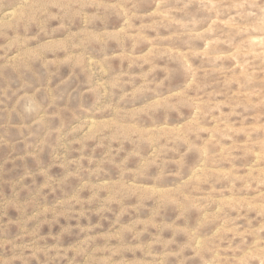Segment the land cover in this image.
<instances>
[{"label": "clouds", "instance_id": "clouds-1", "mask_svg": "<svg viewBox=\"0 0 264 264\" xmlns=\"http://www.w3.org/2000/svg\"><path fill=\"white\" fill-rule=\"evenodd\" d=\"M0 264H264V0H0Z\"/></svg>", "mask_w": 264, "mask_h": 264}, {"label": "rangeland", "instance_id": "rangeland-1", "mask_svg": "<svg viewBox=\"0 0 264 264\" xmlns=\"http://www.w3.org/2000/svg\"><path fill=\"white\" fill-rule=\"evenodd\" d=\"M147 51V47H145L144 48V52H146ZM142 54V53H141ZM145 187H150V186H145ZM173 211L172 210H169V212H168V216L170 217V218H172L173 217ZM126 220H127V218H126Z\"/></svg>", "mask_w": 264, "mask_h": 264}]
</instances>
